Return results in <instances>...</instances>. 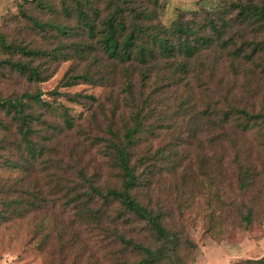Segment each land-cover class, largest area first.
I'll return each mask as SVG.
<instances>
[{
	"label": "rangeland",
	"instance_id": "1",
	"mask_svg": "<svg viewBox=\"0 0 264 264\" xmlns=\"http://www.w3.org/2000/svg\"><path fill=\"white\" fill-rule=\"evenodd\" d=\"M84 3V10L90 1L89 16L93 21L102 19L109 10L106 0H76ZM137 8L153 7L155 0H125ZM158 3L157 19L169 26L177 15L188 18L201 11H214L221 6L218 0H156ZM73 0H0V34L8 45L14 48H26L45 53H68L72 42L91 43L85 27L73 13ZM97 9V14L95 12ZM66 11L70 15L66 14ZM32 19L43 23L38 29ZM56 27L66 30L62 35ZM88 36V37H87ZM5 51L0 48V61L11 59L30 63L32 66L44 61H29L19 51ZM9 53H14L10 55ZM16 53V54H15ZM82 53V51L78 52ZM97 53V51L90 52ZM210 59L217 55L208 54ZM78 57V56H77ZM224 57V56H223ZM221 67L215 78L210 81L206 75L201 77V89L194 81L190 87L193 93H185L183 87L170 89L162 97L156 110L151 114L148 124L155 129L154 135L143 134L137 140L133 150V161L146 157L150 164L138 167V173L146 179L145 186L137 192L138 200L149 205L164 215L165 228L175 236L180 264H237L244 260H255L264 256V196L259 195L253 204L258 190L255 187L247 193H239L234 177L235 167L230 165L234 152L222 139L213 143L222 131H216L208 124L207 117L200 114L209 112L210 102L214 98L224 97L229 89L242 103L258 107L264 106V58H255L254 63L243 64L238 77L233 78L229 69L230 60L222 58ZM107 65V62H104ZM51 77L42 83L29 82L8 68H0V96L3 98L19 97L23 93L41 92L42 98L50 105H62L70 118L74 120L72 132L58 136L53 146L58 147V157L64 161L63 167L74 171L82 169L86 180L95 181L105 188L115 184L113 171L107 159L98 152V142L87 143L82 132L92 139L103 136L106 124L112 125L113 107L105 102L112 92L115 98L117 85H90L85 82L71 87H61L67 72L79 74L87 71L99 75L101 67L85 60L71 59L46 64ZM104 69V68H103ZM108 67L104 70H111ZM107 73V72H105ZM208 88L204 97L201 92ZM56 90L62 94H80L92 96L103 107L69 102L63 96H56ZM105 98V99H104ZM181 105V106H180ZM178 109V110H177ZM41 113L48 124L59 125V112ZM2 127L0 140H6L3 157L6 161L17 163L19 155L10 143L16 138L15 126L0 113ZM163 123V124H161ZM39 135H47V128L35 125ZM229 135V131L226 132ZM97 142V143H96ZM239 142V148L250 149L252 164L262 171L259 161H264V148L259 147L264 138L255 140L245 137ZM260 144H259V143ZM244 145V146H243ZM162 154H158L159 152ZM249 159L248 155L245 160ZM259 159V161H255ZM68 165V166H65ZM149 167V171L144 168ZM20 177L17 170L9 166L0 168V182L13 183ZM40 178V177H39ZM74 178L72 177V180ZM41 180V178H40ZM45 180V178H43ZM79 181V180H78ZM264 181V180H263ZM15 195H13L14 197ZM253 207L252 223L245 227L240 220L236 206ZM99 207V203L94 209ZM115 206L108 210L115 222L100 224H81L79 216L56 210L38 212L23 220H13L0 225V264H121L123 261L137 262L140 257L124 248L112 236L117 230ZM245 212V208L242 213ZM111 220V218H110ZM121 229V228H120ZM122 231L127 238L135 239L145 246L154 247L155 239L144 224L134 222ZM166 260H163V264Z\"/></svg>",
	"mask_w": 264,
	"mask_h": 264
},
{
	"label": "trees",
	"instance_id": "2",
	"mask_svg": "<svg viewBox=\"0 0 264 264\" xmlns=\"http://www.w3.org/2000/svg\"><path fill=\"white\" fill-rule=\"evenodd\" d=\"M73 1L71 10L78 16L89 38L95 39L94 46L91 43L72 42L69 48L74 56L58 53L61 48L56 50L57 53H45L13 48L0 34L1 49L10 51L13 48L29 61L44 60L32 66L20 60L4 59L0 61V68L6 67L29 82L42 83L51 77L46 67L48 61L57 63L60 59L65 62L90 57L92 63L101 67L99 75L89 73V69L79 74L67 72L61 87H71L79 82L117 85L115 98L112 92L104 98L113 107L112 125L106 124L103 136L99 138L92 139L91 135L82 132L87 143L98 142V152L107 159L115 184L102 188L95 181L86 180L82 169L74 171L63 167L65 163L58 157V147L53 146V141L72 132L75 124L62 105L48 104L39 91L23 93L15 98L0 96V113L15 126L16 138L10 146H15L19 155L17 163L6 161L2 152L7 143L4 139L0 140V168L9 166L20 175L13 183L0 182V225L49 210H63L79 216L81 224L101 225L105 220L114 223V217L107 212L115 206L118 227L112 236L115 242L140 257L137 262L123 261L121 264H163L164 259L165 264H180L177 241L165 228L164 215L142 204L137 198V192L147 182L137 169L143 164H150L152 160L142 157L133 161V150L141 135H154L155 129L161 126L154 129L148 120L167 91L183 87L185 93H193L190 85L194 81L201 89V77L206 75L212 81L221 67L222 58L231 61L229 69L233 78L242 72L239 69L243 64H253V60L259 56L260 59L264 58V0H218L221 6L216 10L194 13L189 18L184 14L177 15L169 26L155 22L158 16L156 0L151 8H137L125 0H106L109 12L99 19L95 9L97 21L89 16L90 1H87L86 11L83 9L84 3ZM65 12L70 15L68 11ZM31 21L38 29L45 26L36 19ZM56 30L62 35L66 34L61 27H56ZM80 51L82 53H78ZM94 51L97 53H90ZM208 54L217 57L210 59ZM104 62H107L106 66ZM107 66L112 71L104 70ZM231 90L224 97L212 99L209 112L200 114V117H207L208 124L214 130L222 131L213 143L217 145L225 138L234 152L229 164L235 167L237 191L247 193L258 188L253 201L255 205L259 195L264 196V161L255 160L261 162L259 166L262 171L257 170L250 161L251 150L239 148L238 141L248 136L255 140L264 138V106L255 110L254 106L237 100ZM208 91V88H204L201 96L204 97ZM52 94L79 105L84 101L98 107L104 104L88 95L62 94L56 90ZM37 107L44 112H59L61 123L48 124L41 113H36ZM39 124L47 128V135H39V130L34 128ZM259 147L264 148V142ZM247 155L249 159L245 160ZM144 170L147 172L150 168L145 167ZM98 203L99 207L94 209ZM244 208L245 212L242 213ZM236 209L240 220L248 227L253 220V207L241 204ZM134 222L145 225L155 239L154 247L126 237L122 229L129 228ZM237 264H264V256Z\"/></svg>",
	"mask_w": 264,
	"mask_h": 264
}]
</instances>
